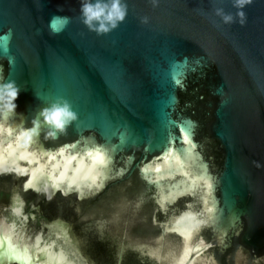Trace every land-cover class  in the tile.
<instances>
[{"label":"water","instance_id":"obj_1","mask_svg":"<svg viewBox=\"0 0 264 264\" xmlns=\"http://www.w3.org/2000/svg\"><path fill=\"white\" fill-rule=\"evenodd\" d=\"M127 3L98 36L80 0H0V77L21 87L0 112V264H264V0L243 26L215 14L231 0ZM57 98L77 119L26 139Z\"/></svg>","mask_w":264,"mask_h":264},{"label":"clouds","instance_id":"obj_2","mask_svg":"<svg viewBox=\"0 0 264 264\" xmlns=\"http://www.w3.org/2000/svg\"><path fill=\"white\" fill-rule=\"evenodd\" d=\"M153 7H158L160 0H148ZM232 6L236 9L235 14L226 12L222 7L216 8L215 14L220 17L224 24L239 23L243 26L247 22V15L244 9L253 0H231ZM79 15L81 23L91 32L98 36L107 34L116 29L128 15L127 0H80ZM140 22L147 24L149 17H140ZM21 87L15 80H8L0 77V112L12 113L17 104L16 99ZM77 119V113L71 108L70 103L57 98L48 106L39 110L37 117L31 121V126L22 133L26 139H31L40 131L41 122L48 125L45 133L47 138H55L57 133H63L67 127ZM259 167V162H256Z\"/></svg>","mask_w":264,"mask_h":264},{"label":"snow or ice","instance_id":"obj_3","mask_svg":"<svg viewBox=\"0 0 264 264\" xmlns=\"http://www.w3.org/2000/svg\"><path fill=\"white\" fill-rule=\"evenodd\" d=\"M176 83L179 84V83H181V82H180V80H177ZM181 131L185 133V135H184V140H185V142H186V143H190L189 135H188L189 130H187L186 127H182V128H181ZM88 155H89V156H93V157L96 159V162H97L98 164H100V165H104V164H106L105 155L102 153L101 150L98 149V150H96L94 153L90 152V153H88ZM171 155H172V153H171V152H168V153H166L165 158H167L168 156H171ZM144 171L147 172L148 169L145 168ZM157 171H159V169H157ZM0 172H2V170H0ZM28 186H29L28 184L25 185V187H28ZM55 186H56V187H59L58 184L55 185ZM12 258H15V259H20V258H21L20 255L16 252L15 249H13V256H12ZM181 264H182V262H181Z\"/></svg>","mask_w":264,"mask_h":264}]
</instances>
